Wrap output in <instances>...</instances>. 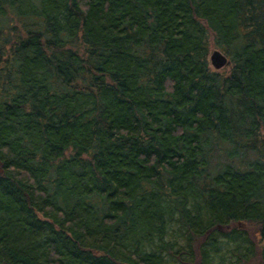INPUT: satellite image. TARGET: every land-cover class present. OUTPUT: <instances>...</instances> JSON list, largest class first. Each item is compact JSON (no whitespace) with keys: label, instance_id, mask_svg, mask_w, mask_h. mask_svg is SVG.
I'll return each instance as SVG.
<instances>
[{"label":"trees","instance_id":"trees-1","mask_svg":"<svg viewBox=\"0 0 264 264\" xmlns=\"http://www.w3.org/2000/svg\"><path fill=\"white\" fill-rule=\"evenodd\" d=\"M263 143L264 0H0V264H264Z\"/></svg>","mask_w":264,"mask_h":264},{"label":"rangeland","instance_id":"rangeland-1","mask_svg":"<svg viewBox=\"0 0 264 264\" xmlns=\"http://www.w3.org/2000/svg\"><path fill=\"white\" fill-rule=\"evenodd\" d=\"M210 44H211V47H210V56H211L215 50H219V49L214 44L213 37H211ZM210 62H211V60H210ZM211 66H212V64H211ZM213 68H215V67H213ZM237 225L240 228L246 229L252 235V237L255 238V240H258V238H259V236H258L259 231H258V226L256 224L249 223V222H243V223H240V224H237Z\"/></svg>","mask_w":264,"mask_h":264},{"label":"water","instance_id":"water-1","mask_svg":"<svg viewBox=\"0 0 264 264\" xmlns=\"http://www.w3.org/2000/svg\"><path fill=\"white\" fill-rule=\"evenodd\" d=\"M211 64L215 69H221L228 63V57L222 51L215 50L210 56ZM264 150V143H263Z\"/></svg>","mask_w":264,"mask_h":264}]
</instances>
